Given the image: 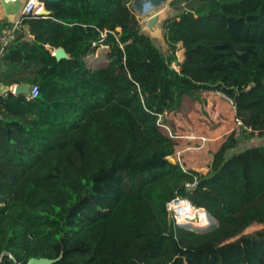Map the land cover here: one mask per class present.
Returning a JSON list of instances; mask_svg holds the SVG:
<instances>
[{
  "label": "trees",
  "instance_id": "trees-1",
  "mask_svg": "<svg viewBox=\"0 0 264 264\" xmlns=\"http://www.w3.org/2000/svg\"><path fill=\"white\" fill-rule=\"evenodd\" d=\"M42 1L47 16L24 15L0 60L2 85L40 88L0 92V264H264V227L245 232L264 225V143L240 148L234 129L206 173L185 171L162 126L180 135L171 121L220 91L242 131L264 135V0H173L168 50L131 0ZM100 44L109 61L93 68ZM177 197L216 227L176 223Z\"/></svg>",
  "mask_w": 264,
  "mask_h": 264
},
{
  "label": "rangeland",
  "instance_id": "rangeland-1",
  "mask_svg": "<svg viewBox=\"0 0 264 264\" xmlns=\"http://www.w3.org/2000/svg\"><path fill=\"white\" fill-rule=\"evenodd\" d=\"M173 1V0H172ZM172 1L166 2L163 5L159 6L158 8L150 11L146 14H141L139 17L140 23L144 26L146 31L153 37L154 41L164 50H168L167 42L163 35L162 30V22L163 18H166L170 15L171 10L177 12V7L172 5ZM156 13L161 14V19L154 30H150L146 26L147 18L146 16L154 15ZM145 17V18H144ZM180 47H182V43H180ZM177 56L179 62L184 60V49L180 48L177 51ZM174 67L179 69L177 63L173 64ZM205 94V93H204ZM202 95L201 97L204 99H200V102H196L190 107L186 108V114L180 113L178 117L174 118L171 123H174V128L177 133H181L184 137L181 139V145L179 149H185L182 153V163L184 167L190 168V170H197L202 173L208 171V169H204L201 166H207L208 162L211 159V155L213 151L216 149L214 145L211 147L210 145L213 142L207 141L204 147L200 149H196L194 147H198L202 142L195 138H190L191 136H199V135H207L212 136V132L216 127H219L222 124L223 130L230 127L229 125L234 123V128L239 129V147H245L248 144H263L264 143V135L262 136H255L251 135L249 132L245 133L242 129L237 125L235 121V112L230 100L222 95L215 93L214 91H210V94L206 92V95ZM218 106V107H217ZM218 109V110H217ZM223 119L222 122H218L219 119ZM205 135V136H206ZM188 136V137H185ZM248 136V137H247ZM208 137V135L206 136ZM209 142V143H208ZM188 147H193L192 149L188 150ZM170 161L175 162L174 157H168ZM201 167V168H199ZM172 215H178L175 209L171 210ZM175 222L185 226L187 228L196 230V231H206L213 229L217 225L216 219L208 216V223L205 225H197V219H190V222L180 221L177 222L176 218L174 217ZM197 224H196V223ZM264 227L262 224H255L249 227L245 232H252L254 230L260 229Z\"/></svg>",
  "mask_w": 264,
  "mask_h": 264
},
{
  "label": "built area",
  "instance_id": "built-area-1",
  "mask_svg": "<svg viewBox=\"0 0 264 264\" xmlns=\"http://www.w3.org/2000/svg\"><path fill=\"white\" fill-rule=\"evenodd\" d=\"M47 13H48V11L45 7L44 1H42V0H28L22 9V15H21L20 19L17 20L12 25V27L9 28L8 30L0 31V60L5 55V52H6L7 48L9 47V45L15 40L16 31L22 25L23 16L27 15V14H32L35 17H46ZM15 87H16V85L11 87V90L14 93H16ZM39 91H40L39 85L38 84H32V85H30L29 90L26 91V94L28 95L29 98H35L38 96ZM217 94L228 98L230 100V102L232 103L233 108L235 109L234 102L232 101V99L230 97H228L226 94H224L220 91H217ZM160 121H161V115H160L159 122ZM235 121L239 127L243 125V122L241 119L235 117ZM162 126H164L169 131L171 136L177 137L180 139H182L184 137L183 135L175 136V135H173L171 129L167 125L163 124ZM248 131H251V129L248 128ZM185 137H188V136H185ZM190 138H195V139H198L202 142L198 147H194L196 149H200V148L204 147L205 143L209 140V138L206 137L205 135L191 136ZM192 148L193 147H188L187 149L190 150ZM184 151H185V149H179L178 151H176L175 154L170 155L169 157H171V156L174 157L175 162H178L184 168L185 171H188L190 168L184 167V164L182 163V153ZM197 184H198V177L196 176L192 182H189L186 184V189L191 190ZM180 199H183V198L177 197V198L172 199L170 202H168V209L170 211L172 209H175L174 204H176ZM174 217L176 218L177 222H180L178 215H174Z\"/></svg>",
  "mask_w": 264,
  "mask_h": 264
},
{
  "label": "crops",
  "instance_id": "crops-1",
  "mask_svg": "<svg viewBox=\"0 0 264 264\" xmlns=\"http://www.w3.org/2000/svg\"><path fill=\"white\" fill-rule=\"evenodd\" d=\"M28 0H0V31H6L9 28L12 27V25L20 19L21 15H22V9L24 7V5L26 4ZM131 4H132V0H131ZM133 6V5H132ZM179 12V10H177V12L175 13L174 10H171L170 15L169 16H174ZM138 19L141 16V13H139L138 11H135ZM154 14V13H153ZM152 15H147L146 18L147 20L149 19V17H151ZM168 16V17H169ZM145 18V17H144ZM162 18V17H161ZM160 18V19H161ZM165 18L161 19L164 20ZM147 23V21H146ZM163 23V22H162ZM162 26V25H161ZM27 28V26H25ZM29 39H33L34 36L32 34L29 33L28 35ZM96 43H94L95 45ZM53 51V50H52ZM108 51H109V46L106 44H100V46L92 53H90L87 56V61L88 64L93 67V68H98V67H105L108 64ZM1 72V69H0ZM3 85L0 83V89ZM1 92V91H0ZM213 92V91H212ZM210 94V92H208ZM216 93V92H215ZM206 95V93L204 94ZM204 99L202 98V101ZM200 102V101H198ZM218 107V106H217ZM234 109V108H233ZM218 110V109H217ZM235 112V109H234ZM222 118L218 120L217 123L222 122ZM230 127L226 128L225 130H223V126L222 124L219 127H216L213 130V134L212 136L208 135L209 138V142H213V144H211L210 146L212 147L214 145V148H217L219 146L218 141L219 139L226 133H228L229 131L234 130V123L229 125ZM179 134L181 135V133L179 132ZM206 135V134H205ZM206 135V136H207ZM255 136H259L258 133L255 134ZM261 136V135H260ZM208 142V143H209ZM204 169H208V165L207 166H201ZM199 167V168H201ZM206 173V172H205Z\"/></svg>",
  "mask_w": 264,
  "mask_h": 264
},
{
  "label": "water",
  "instance_id": "water-1",
  "mask_svg": "<svg viewBox=\"0 0 264 264\" xmlns=\"http://www.w3.org/2000/svg\"><path fill=\"white\" fill-rule=\"evenodd\" d=\"M46 1L56 2L59 0H46ZM169 1H172V0H132V5L135 11H138L139 13L144 15ZM160 18H161L160 13H156L152 15L151 17H149L146 23L147 28L150 30H154L157 27L160 21ZM54 55L58 60L67 59L70 57V54L62 46L55 48ZM29 88H30L29 84H24V83L18 84L15 87V92L16 93L26 92L29 90ZM9 90H11V87H8L6 85H3L0 89V91L3 93L8 92ZM11 257L16 261V264H24L21 261H17L12 255ZM55 260L56 259H49L45 257H40V258L32 257L27 261L26 264H52Z\"/></svg>",
  "mask_w": 264,
  "mask_h": 264
},
{
  "label": "bare ground",
  "instance_id": "bare-ground-1",
  "mask_svg": "<svg viewBox=\"0 0 264 264\" xmlns=\"http://www.w3.org/2000/svg\"><path fill=\"white\" fill-rule=\"evenodd\" d=\"M174 208L178 214L179 221L190 222V219H197L199 226L205 225L208 223V216L206 213L198 208H195L190 201L186 199H180L176 204H174Z\"/></svg>",
  "mask_w": 264,
  "mask_h": 264
}]
</instances>
